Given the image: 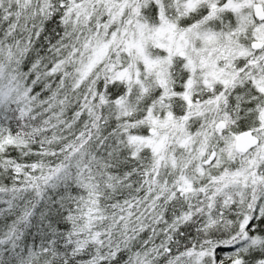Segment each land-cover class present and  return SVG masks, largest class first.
Returning a JSON list of instances; mask_svg holds the SVG:
<instances>
[{
    "label": "snow or ice",
    "instance_id": "snow-or-ice-1",
    "mask_svg": "<svg viewBox=\"0 0 264 264\" xmlns=\"http://www.w3.org/2000/svg\"><path fill=\"white\" fill-rule=\"evenodd\" d=\"M0 264H264V0H0Z\"/></svg>",
    "mask_w": 264,
    "mask_h": 264
}]
</instances>
